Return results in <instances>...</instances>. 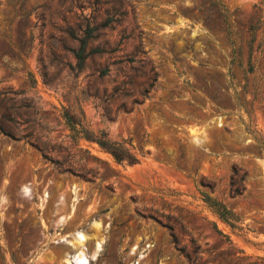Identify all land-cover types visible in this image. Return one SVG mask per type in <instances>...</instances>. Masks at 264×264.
Here are the masks:
<instances>
[{
  "label": "rangeland",
  "instance_id": "rangeland-1",
  "mask_svg": "<svg viewBox=\"0 0 264 264\" xmlns=\"http://www.w3.org/2000/svg\"><path fill=\"white\" fill-rule=\"evenodd\" d=\"M64 108L138 160L71 136ZM79 249L264 264V0H0V264Z\"/></svg>",
  "mask_w": 264,
  "mask_h": 264
},
{
  "label": "trees",
  "instance_id": "trees-1",
  "mask_svg": "<svg viewBox=\"0 0 264 264\" xmlns=\"http://www.w3.org/2000/svg\"><path fill=\"white\" fill-rule=\"evenodd\" d=\"M86 44V36H82L79 38V46L74 49V55L79 67L82 66L84 62ZM62 117L64 118L67 127L71 131V136H73L74 138L84 136L88 139L95 140L100 147L108 151L117 161L126 160L130 163H133L138 160L136 154L133 153L128 146L124 145L121 141L109 138L106 131L102 130L99 132V134H91L89 130L85 128L81 117L71 112L69 109H63ZM200 193L202 200L206 202V204L220 219H222L233 228L240 227V225L238 224L237 215L233 212L232 209L228 208L224 202L216 199L204 190H200ZM172 236L173 241L176 243V237L174 236V234H172ZM179 249L183 250V247H179ZM186 256L190 258L189 253L187 252ZM200 264H203V261L200 262Z\"/></svg>",
  "mask_w": 264,
  "mask_h": 264
},
{
  "label": "bare ground",
  "instance_id": "bare-ground-1",
  "mask_svg": "<svg viewBox=\"0 0 264 264\" xmlns=\"http://www.w3.org/2000/svg\"><path fill=\"white\" fill-rule=\"evenodd\" d=\"M82 238V237H81ZM80 240H82V239H80ZM97 242V241H96ZM100 244V243H99ZM99 244H98V246H99ZM96 247H97V245H96ZM75 248V247H74ZM76 249V248H75ZM83 251V250H82ZM83 252H81L80 251V249H79V251H77L76 253H74L73 254V260H74V262L75 263H77V264H85L84 263V257H83V255L84 254H82ZM86 253V252H85ZM89 254V253H88ZM95 254V253H94ZM86 256V255H85ZM70 257V256H69ZM87 259V258H86Z\"/></svg>",
  "mask_w": 264,
  "mask_h": 264
},
{
  "label": "water",
  "instance_id": "water-1",
  "mask_svg": "<svg viewBox=\"0 0 264 264\" xmlns=\"http://www.w3.org/2000/svg\"><path fill=\"white\" fill-rule=\"evenodd\" d=\"M75 264H77V263H75Z\"/></svg>",
  "mask_w": 264,
  "mask_h": 264
}]
</instances>
